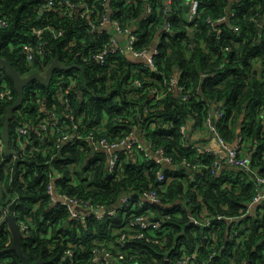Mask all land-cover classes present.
I'll list each match as a JSON object with an SVG mask.
<instances>
[{
	"label": "trees",
	"instance_id": "trees-1",
	"mask_svg": "<svg viewBox=\"0 0 264 264\" xmlns=\"http://www.w3.org/2000/svg\"><path fill=\"white\" fill-rule=\"evenodd\" d=\"M49 1L53 4L50 8ZM71 1L74 6L65 14L69 8L65 0H0V16L8 20V25L0 27V56L22 76L35 71L46 73L56 58L80 65L59 66L49 84L34 80L25 87L23 106L10 120L8 146L3 127L7 108L16 101L18 92L11 75L0 68V85L9 84L15 94L13 102H0V139L4 141L0 149V264H22L11 248L13 235L5 220L8 215L26 224L23 248L32 261L63 264L68 236L87 243L81 258L89 264L93 240L113 237L116 231L107 227L110 223L118 225L121 213L105 220L88 219L86 225L73 222L65 207L50 204L48 183L55 170L65 174L64 179H57L59 191L114 205L124 192L157 187V170L162 166L147 160L141 152L120 150L122 167L112 173L108 153L94 152L89 141L70 140L59 147L54 143L63 132L77 130L117 140L135 124L145 141L153 140L166 148L174 164L166 173L176 175L166 189L159 188L168 201L167 209L169 204L175 207L167 221L168 245L148 246L140 262L164 264L168 256L176 264L174 257L198 248L196 264H264V205L240 221L226 219L246 214L258 190L254 175L257 171L264 173V0H201L192 22L187 20L186 0H174L171 9L167 0H150V13L146 10L149 0H109L113 19L134 27L138 49L158 48L154 56L157 70L129 54L111 53L104 63L94 59L93 54L112 34L107 29L93 30L89 21L98 22L107 6L101 4L102 0ZM82 1L96 9L90 18L80 15ZM231 12L230 23L221 24L223 31L218 36L207 19ZM34 27L43 28L42 36L34 32ZM26 44L36 48L31 64L26 62ZM176 74L188 99L183 100L176 90L157 99L150 89H165ZM213 105L222 107L221 117L211 113ZM43 107L45 111L54 110L65 121L58 135L51 134L45 140L39 139L37 129L46 115L40 111ZM71 109L74 123L66 115ZM210 115L227 141L233 142L239 132L244 134L243 152L252 156V169L225 166L213 174V155H201L205 163L201 171L182 168L179 162L185 157L198 159L195 133L208 126ZM20 116L32 127L31 146L45 148V153H28L16 147L15 126ZM184 125L189 128L187 135L181 133ZM180 202H185V207L178 209ZM204 207L211 216L226 218L210 226L195 224L188 214L201 212ZM154 208L164 212L162 207ZM139 242L140 247L145 244Z\"/></svg>",
	"mask_w": 264,
	"mask_h": 264
},
{
	"label": "built area",
	"instance_id": "built-area-1",
	"mask_svg": "<svg viewBox=\"0 0 264 264\" xmlns=\"http://www.w3.org/2000/svg\"><path fill=\"white\" fill-rule=\"evenodd\" d=\"M108 1L109 0L101 1V4H105L107 6V12L99 19L98 22L90 19V26L93 30L98 26H112L115 32L120 34L129 33V37L124 38L123 40L126 41L123 42L118 40L115 35L111 33L112 35L109 41L104 44L100 51L93 54V58L101 63H104L107 56L111 53L130 54L133 58L145 60V65L147 67L157 70L158 67L154 56L158 52V48L154 46L152 48L138 49L135 46L137 36L134 32V27L129 25L124 26L118 19H113ZM173 1L174 0H167L168 6L172 4ZM65 3L67 4V7H69L66 9L67 11H65V14H69L68 10H70L74 5L71 0H65ZM47 5L50 8L53 4L49 1ZM200 5L201 0H191V12L188 19L189 22H192L197 18ZM152 9V2L149 0L146 7L147 13H150ZM95 10V7H91L86 1H82L80 10V15L82 17L90 18L93 16ZM233 15L234 12H231L230 15L220 16L216 19L209 17L207 21L211 24V26H213L212 28L215 33L220 36L223 31L221 24L224 22L230 23V18ZM6 25H8V20L0 16V27H4ZM262 26H264V24H262ZM165 27L170 29V24L166 23ZM234 28L236 30H240L239 25H234ZM33 30L37 35L42 36L43 28L34 27ZM228 49L229 47H227L226 50ZM24 52L27 64H31L36 57V48L31 44H26ZM84 58L87 59V57ZM70 77L74 78L75 75L71 74ZM137 83L142 86L140 81H137ZM184 89V85L180 84L179 74H176L167 81L165 89L152 88L150 91L152 93L154 92L156 94V98L159 99L167 95L169 91L176 90L177 93L182 96L183 100H186L188 99L189 94L186 93ZM69 90L70 87L66 89L67 92ZM14 98V90L9 84L4 83L3 85H0V102H13ZM64 98V95H61V99L63 100ZM66 102L68 103V99H66ZM22 104L15 112L20 111V108L23 106ZM45 110V107H43V110H40L41 112H46V115L37 125V129L41 136L39 139L41 140H45L51 134H56L60 131L62 123L65 122L61 121L60 117L54 110ZM214 114L221 117L224 114L222 107H216ZM66 115L74 123V111L71 109ZM262 116L264 117V114ZM207 122L212 138H214L217 146L211 145L210 142H199L197 144V150L200 153L198 159L191 161L185 157L179 162L181 166H184L182 168L188 167L190 170L201 171L203 167H205L204 157L201 155H213L214 161L210 166L213 174H216L225 166H231L238 169H252L250 164V155L243 152L246 143L244 134L239 132L235 140L233 142H229L217 129L215 123L213 122L212 115L208 116ZM134 127L135 128L129 131L126 136L117 140H109L106 137H97L93 132L85 134L82 130H77L74 133L63 132L54 143L57 147H59L61 144L63 145L67 142L70 143L71 141L74 143H79L82 140L89 141V145L94 152L105 150L108 153V168L112 173L116 170H120L122 167V159L119 152L120 150L141 152L147 160L162 166L157 170V179L158 182H160L157 187L153 188L151 185L150 188L124 192L114 205L94 203L90 200L81 199L77 196H71L67 193L59 191L57 188V179H64L65 174L57 169L55 170L51 177V181L48 183L47 192L51 197L50 204L53 207H65L68 211L69 218L73 220V222L83 223L86 225L88 219L94 218L96 220H105L107 218L110 219L112 217H118V214L121 213L118 225H113L112 223L108 224V230L116 231L113 237H105L103 239L96 238L93 240L94 243L90 248L88 256L89 264H143L140 262V259L144 254H146L148 246L156 245L160 248H164L168 245L167 234L170 231V225L167 224V221L171 220L172 212L175 207L169 204L167 209L166 205L168 204V201H166L167 199L164 200L160 195L159 190L161 189L159 188L162 187V189H166V187L169 186V183L176 178V175L166 173V169L173 167V159L167 154L164 146L156 145L153 140L145 141L139 133L137 124H135ZM30 128L32 127L29 125L28 121L22 119V116L17 119L15 126V133L17 136V140L15 141L16 147H18L21 151L28 153H33L34 151H42L45 153V148L42 149L39 146H31L32 136ZM75 128L78 129V126H75ZM188 129V126H182L181 133L183 135H187ZM3 146L4 141L3 139H0V149L3 148ZM18 156L19 155H15V157ZM190 177L194 178V175H190ZM254 179L258 185V190L254 195L253 200L248 204V209L244 215L250 213V211L254 210L257 206L264 205V173L257 171L254 175ZM154 207H162L164 212L161 213ZM184 207L185 202H180L176 208L179 209ZM138 209L141 210V212H138ZM188 216L192 222L200 226H210L213 221L226 218L224 215L211 216L208 214L205 207L201 212L189 213ZM233 218L235 217H227L226 219L232 221ZM20 227L23 232L26 230V224L24 222H21ZM237 233L238 231L234 232V234ZM79 234L80 232L78 231V235ZM66 239L69 240L68 246L65 248L62 256V263L84 264L82 262L81 253L86 248L87 243L82 239L79 241H73L68 236H66ZM139 241H143L145 244L140 247V245H138L140 243ZM198 254V248L192 253L183 251L179 256L174 257V260L176 261V264H196ZM165 260L172 261V259L168 256L165 257Z\"/></svg>",
	"mask_w": 264,
	"mask_h": 264
},
{
	"label": "water",
	"instance_id": "water-1",
	"mask_svg": "<svg viewBox=\"0 0 264 264\" xmlns=\"http://www.w3.org/2000/svg\"><path fill=\"white\" fill-rule=\"evenodd\" d=\"M169 8L170 9L172 8L171 4L169 5ZM96 29H107L110 33H113L118 40H123L124 38L129 37V33L120 34L118 32H115L112 26H98ZM59 66L62 68H74V67L80 66V65L77 63L67 64V63L61 61L60 59L56 58L52 62V64L49 66V68L47 69L45 74L41 73L39 71H35V72H33L27 76H22L19 73V71L12 65V63L10 61H8L7 59L0 56V68H2V67L5 68L7 70V72L11 75V77L14 81L16 90L18 92V97H17L16 101L14 103L10 104L7 108L6 119H5V123H4V127H3V135H4L5 141L7 143V146H8V142H9L10 120H11V118H13L14 112L19 108V106L23 102L25 87L34 80H40L46 84H49L51 82L52 76H53L56 68ZM246 105H248V102ZM214 109H215V106L213 107V112H214ZM110 207H113V206H110ZM245 216L246 215L237 216V217L233 218L232 221H240ZM5 220L8 221L12 235H13V243H12L11 248L18 253L20 258L22 259V264H44V261L41 259L36 260V261H32L30 259V257L25 253L24 248H23L25 234L22 231L19 223L15 219V216L14 215H8ZM164 264H173V263L170 260H165Z\"/></svg>",
	"mask_w": 264,
	"mask_h": 264
},
{
	"label": "crops",
	"instance_id": "crops-1",
	"mask_svg": "<svg viewBox=\"0 0 264 264\" xmlns=\"http://www.w3.org/2000/svg\"><path fill=\"white\" fill-rule=\"evenodd\" d=\"M185 4L187 5L186 7V13H187V20L189 19V14L191 12V0H186ZM121 41H126V40H121ZM137 60H140V58H136ZM214 107V105H213ZM213 107H212V114H214L213 112ZM216 108V107H215ZM215 111V109H214ZM195 136H196V139L200 141H202L203 143H206V142H210L211 145L213 146H217L214 138H212V134L210 132V128H209V125L206 127L203 128V130H200L198 132L195 133Z\"/></svg>",
	"mask_w": 264,
	"mask_h": 264
}]
</instances>
